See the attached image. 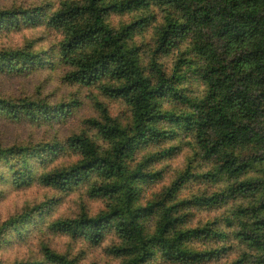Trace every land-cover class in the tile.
<instances>
[{"label": "trees", "instance_id": "1", "mask_svg": "<svg viewBox=\"0 0 264 264\" xmlns=\"http://www.w3.org/2000/svg\"><path fill=\"white\" fill-rule=\"evenodd\" d=\"M43 3L0 10V34L43 29L59 36L48 48L0 50V76L56 74L66 86L124 103L127 114L113 118L93 98L98 116L64 135L80 98L54 106L0 98L1 120L47 127L51 137L0 148V198L38 184L61 197L80 191L103 203L96 215L82 210L59 219L52 213L57 199L27 205L0 220V249L47 232L94 248L110 240L107 254L118 264H264V0ZM130 15L132 21L113 25L112 17ZM148 26L151 40L138 44L135 36ZM173 52L180 55L170 73L162 60ZM189 74L205 89L198 100L182 88ZM181 137L190 139L193 159L142 206L141 188L160 174L148 165L175 153L172 143ZM66 153L75 160L56 165ZM137 153L146 155L141 164H134ZM198 177L225 186L179 199ZM229 203L220 217H197ZM40 252L41 260L13 264H80L46 245Z\"/></svg>", "mask_w": 264, "mask_h": 264}, {"label": "rangeland", "instance_id": "2", "mask_svg": "<svg viewBox=\"0 0 264 264\" xmlns=\"http://www.w3.org/2000/svg\"><path fill=\"white\" fill-rule=\"evenodd\" d=\"M43 7V0H0V10L22 7ZM133 20L130 16H114L112 17L113 25L120 23H128ZM153 25V24H152ZM59 40L56 34H49L43 29L35 32L23 33H3L0 34V50L3 49H19L30 43L33 44L35 50L48 48L54 41ZM151 40V27H146L142 32L135 36V41L143 45H147ZM184 50L182 47L181 51ZM179 53L173 52L162 60V65L167 72L174 69V65L179 57ZM182 88L188 97L192 100H198L204 95L205 89L202 83L195 75H190L182 83ZM27 97L33 100H43L54 106L60 103H68L72 98H80L81 107L73 121L68 122L67 126L62 129V134H71L83 129V121L98 116L93 104V98L107 105L110 115L113 118L119 117L125 119L127 110L125 104L120 101H111L101 97L93 89L84 90L78 87L66 86L62 83L60 76L50 74L49 72L41 74H29L22 77L16 76H0V98L16 99ZM164 106L171 108V103H164ZM49 129L47 127H38L37 125H29L25 121L13 123L0 119V148H8L13 145H24L38 142H48L51 139L48 136ZM50 135L53 132L50 131ZM177 146V151L166 158L148 165V171L151 173L159 172L152 182L141 188L140 203L145 206L147 202L157 200L159 196L173 184L178 176L187 167L188 160L193 159V147L189 138H179L172 143ZM154 151V150H152ZM145 153H137L134 164L143 162ZM75 160L71 154L66 153L57 160L56 165H65ZM258 169L260 167L258 166ZM205 170V169H201ZM225 186L223 181L211 183L202 177L196 178L188 184L187 188L182 190L179 199L189 198L196 193H212L221 190ZM59 200L52 205V213L54 218L77 217L84 210L89 215H96L103 207L100 200L88 201L83 192H72L67 196H59L53 191H48L38 184H32L19 190L9 189V191L0 198V220L5 221L21 212L28 205V209L41 207L43 203ZM232 203L223 205L222 208L213 211L204 210L197 216L199 219L206 221L214 216L220 217L223 213L229 212ZM37 212V211H36ZM36 214V213H35ZM110 240L105 241L98 247H91L86 242L76 241L69 237H61L43 232L41 235L32 237L28 242L23 244H6L0 249V263L13 264L16 261L28 262L41 260L42 254L40 246L46 245L51 250L59 254H68L71 258H76L80 264H118L116 260L107 254ZM223 263V262H221ZM219 264V263H208Z\"/></svg>", "mask_w": 264, "mask_h": 264}]
</instances>
